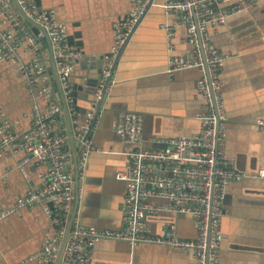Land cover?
Masks as SVG:
<instances>
[{"label": "crops", "instance_id": "0c3cea01", "mask_svg": "<svg viewBox=\"0 0 264 264\" xmlns=\"http://www.w3.org/2000/svg\"><path fill=\"white\" fill-rule=\"evenodd\" d=\"M34 2L39 9L54 10L56 20L67 28L69 45L88 59H103L108 53L113 45L114 28L125 19L129 7L128 0ZM231 5L234 1L222 7ZM174 18L153 9L117 61L115 84L105 101V110L96 113L90 131L95 150L87 159L78 191L73 193L68 216L57 220L37 206L15 208L19 198L41 184L45 169L43 165H26L24 175L20 170L22 152L6 150L1 155L0 215H5L0 219V264H35L31 258L40 251L42 242L65 231L72 216L85 226L117 229L125 183L115 177L127 171L128 153L138 148H157L155 140L162 137L192 136L200 130L196 117L201 99L195 91L199 71L188 69L172 75L164 72L170 56L186 59L191 50L183 26L175 29L171 46H167L160 23ZM208 33L211 44L226 56L220 70L226 118L225 150L234 160L236 170L254 175L264 167V132L257 126V120H264V0L246 5L223 24L208 28ZM41 39H45L43 34L38 35V57L30 51L29 43H22L16 62L0 61V122L6 121L16 133L28 131L32 110L43 111L46 106L39 94V79L35 74L29 79L23 73L24 67L34 61L42 62L53 99L62 106L61 86L59 83L58 87L54 78L49 42ZM97 63L90 60L86 69L79 63L74 67L69 81L74 96V112L68 113L71 127L75 123L84 124L87 116L95 111L90 105L92 93L86 84L91 81L89 71ZM127 115L138 118L141 139L131 141L117 133V124ZM63 123L67 125L65 114ZM77 145L75 140L67 139L72 157L79 151ZM223 207L219 264H264V179L248 177L229 183ZM146 222L151 236L160 235L165 225L172 223L178 237L186 240L196 237L193 221L186 215L162 212L147 217ZM88 264L198 263L190 253L165 246L146 243L130 246L101 239L95 243Z\"/></svg>", "mask_w": 264, "mask_h": 264}, {"label": "built area", "instance_id": "2783aa9c", "mask_svg": "<svg viewBox=\"0 0 264 264\" xmlns=\"http://www.w3.org/2000/svg\"><path fill=\"white\" fill-rule=\"evenodd\" d=\"M14 1L45 31L67 113L74 112V96L69 81L75 65L80 64L84 56L69 45L67 28L56 20L54 10L39 9L34 0ZM230 1H234V5L222 7ZM257 1L162 0L160 7L165 14L175 16L174 20L161 26L168 39L167 46H171L175 29L183 26L186 43L191 47L186 59L170 56L166 73L172 75L188 69L199 71L195 91L201 99L196 117L200 130L192 136L162 137L155 140L157 148H138L128 153L127 171L115 177L126 183L119 227L105 230L85 226L73 217L60 264H88L95 243L101 239L120 241L130 246L145 243L165 246L177 252L190 253L198 264H219L225 188L229 183L241 182L248 177L264 179V167L254 175H246L236 170L234 160L226 153V118L220 80L226 56L211 44L208 28L223 24L228 17ZM128 2L125 19L114 28L113 45L101 59L103 67L90 100L95 111L87 116L84 124L75 123L71 127V139L77 142L79 148L77 163L73 162L74 157L67 148L69 137L63 123V106L53 99L42 62L36 60L24 67L23 73L29 79L31 74L39 79V94L46 106L43 111L32 110L31 126L24 133L12 131L6 121L0 122V157L6 150L22 152L20 170L24 175L23 167L26 165H43L45 170L41 175V184L19 198L15 208L37 206L47 216L57 220L70 214L75 191L74 171L78 172L80 179L89 155L95 150L89 136L90 123L95 119L97 109L98 112L105 110V101L115 84V63L156 0ZM29 30L12 1L0 0V61L16 62L17 50L22 43H29L32 46L30 51L38 57V36H33ZM257 126L264 132V120H257ZM117 133L131 141L141 139L138 118L123 116L121 123L117 124ZM162 212L190 217L196 237L193 240L178 237L172 223L166 224L160 235L151 236L146 218ZM4 215H0V219ZM63 234L64 231H61L58 236L46 238L31 260L35 264H55Z\"/></svg>", "mask_w": 264, "mask_h": 264}, {"label": "water", "instance_id": "95a60500", "mask_svg": "<svg viewBox=\"0 0 264 264\" xmlns=\"http://www.w3.org/2000/svg\"><path fill=\"white\" fill-rule=\"evenodd\" d=\"M12 1V3H13V5H14V7L16 8V10L19 12V14H20V16L22 17V19L26 22V25L30 28V30H31V32L34 34V35H36V36H38L39 34H43L44 36H45V39L48 41V39H47V36H46V33H45V31L43 30V29H41L39 26H37L25 13H23L22 11H21V9L19 8V6L16 4V2L14 1V0H11ZM162 4V0H156V2H155V4H154V6H152V7H150L149 8V10L147 11V13L145 14V16L143 17V19H141L142 21H141V23L144 21V19L147 17V15L153 10V9H160L161 10V12L167 17L168 15H166L165 14V12L162 10V8L160 7V5ZM172 15H170L169 17H171ZM165 21V20H164ZM164 21L162 22V23H160V28H161V26L164 24ZM171 22V21H170ZM140 23V24H141ZM139 24V25H140ZM139 27V26H138ZM137 27V28H138ZM136 28V29H137ZM136 31V30H135ZM134 31V32H135ZM45 39H41V41L42 42H44L45 41ZM167 41H168V39H167V37H166V44H167ZM128 45H129V42H128ZM124 49H125V47H124ZM126 49H127V47H126ZM90 60H95V61H97L98 63L96 64V66H95V68H93L92 70H90L89 71V73L91 74V81H88V83L86 84V86L87 87H89V89H90V92L93 94V92H94V89H95V87L97 86V82H98V79H99V77H100V74H101V68L103 67V61H101V59H96V58H94V57H92L91 59H88V58H84V59H82L81 61H80V66L82 67V69H86L87 68V65H86V63H88ZM115 65H116V63H115ZM166 68H167V66H166ZM164 72H166V69H165V71ZM54 78L56 79V75H55V72H54ZM56 81H57V79H56ZM57 84H58V87H59V83L57 82ZM64 99L63 98H61V102H62V106H63V112H64V114H65V116H66V123H67V128H66V132H67V134H68V137H69V139H71V126H70V124H69V118H68V113H67V108H66V104L64 103V101H63ZM98 110L99 109H97L96 110V113H98ZM164 138H166V137H164ZM77 156H75L74 158H73V162L74 163H77ZM125 183V182H124ZM79 185H80V183H79V174H78V172H75L74 171V185H73V188L75 187V191H78V189H79ZM125 186H126V183H125ZM121 210V209H120ZM72 219H73V216H72V218H71V220L69 221V223L67 224V226H66V230L64 231V234H63V236H62V239H61V245H60V248H59V251H58V253H57V258H56V261H55V264H60V262H61V258H62V255H63V251H64V247H65V245H66V242H67V239H68V237H69V235H70V232H71V226H72ZM91 227V226H90ZM103 240V239H102ZM105 240H108V239H105ZM112 241H115V240H112ZM120 242V241H119ZM95 246V245H94Z\"/></svg>", "mask_w": 264, "mask_h": 264}, {"label": "rangeland", "instance_id": "374dc122", "mask_svg": "<svg viewBox=\"0 0 264 264\" xmlns=\"http://www.w3.org/2000/svg\"><path fill=\"white\" fill-rule=\"evenodd\" d=\"M94 123H95V119L93 120L92 123H90V124H91V130H92V128H93ZM89 136H90V133H89Z\"/></svg>", "mask_w": 264, "mask_h": 264}, {"label": "bare ground", "instance_id": "6f19581e", "mask_svg": "<svg viewBox=\"0 0 264 264\" xmlns=\"http://www.w3.org/2000/svg\"><path fill=\"white\" fill-rule=\"evenodd\" d=\"M31 189H32V188H31ZM29 191H30V190H29ZM29 191H28V192H29ZM28 192H27V193H28ZM27 193H26V194H27ZM23 197H24V196H23ZM21 198H22V197H21Z\"/></svg>", "mask_w": 264, "mask_h": 264}, {"label": "flooded vegetation", "instance_id": "af4514ba", "mask_svg": "<svg viewBox=\"0 0 264 264\" xmlns=\"http://www.w3.org/2000/svg\"><path fill=\"white\" fill-rule=\"evenodd\" d=\"M87 165V164H86Z\"/></svg>", "mask_w": 264, "mask_h": 264}]
</instances>
